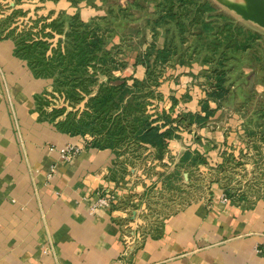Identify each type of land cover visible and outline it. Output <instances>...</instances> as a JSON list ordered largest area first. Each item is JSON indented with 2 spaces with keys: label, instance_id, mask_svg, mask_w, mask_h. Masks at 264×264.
Returning a JSON list of instances; mask_svg holds the SVG:
<instances>
[{
  "label": "crops",
  "instance_id": "1",
  "mask_svg": "<svg viewBox=\"0 0 264 264\" xmlns=\"http://www.w3.org/2000/svg\"><path fill=\"white\" fill-rule=\"evenodd\" d=\"M135 58L117 74L143 79ZM202 68L168 66L150 118L159 131L174 127L173 136L162 153L143 144L149 157L128 160L120 149L84 145L38 118L36 101L51 82L34 77L0 35V264H264V199L224 202L211 183L210 192L188 200L191 170L202 177L223 152L240 151L226 101L218 108L208 101L215 112L203 125L177 123L186 113L204 114L207 97L194 85ZM67 144L81 150L63 161L57 150ZM186 152L207 163L190 165ZM102 195L112 203L91 210Z\"/></svg>",
  "mask_w": 264,
  "mask_h": 264
},
{
  "label": "rangeland",
  "instance_id": "2",
  "mask_svg": "<svg viewBox=\"0 0 264 264\" xmlns=\"http://www.w3.org/2000/svg\"><path fill=\"white\" fill-rule=\"evenodd\" d=\"M51 1L55 0H0V35L3 38H9L13 41V36L9 34V31L14 26H18L17 30L34 25L39 28L51 19L58 18L61 13L67 15L77 13L80 20L84 22L90 21L91 29L96 28L98 23L101 24L102 31L98 28L97 31L99 34L105 33V48L109 53V58L115 59L123 67L118 68V70H112L115 67L111 63L107 65L96 64L94 66L95 69L88 67L89 73L95 74L94 77H89V74L83 76L86 80L92 81L91 83L87 82L88 85L92 84L88 87L89 95H85L82 91L76 90L81 95L74 94L70 100L62 93L53 91L52 79L46 78L51 82L50 89L48 91L46 90L36 101V115L38 118L55 125L61 132L72 136L79 135L84 139V145L99 148L112 141L126 155V159L131 160L137 158L139 160H146L149 157V153L145 154L142 151L143 147L128 144L126 132L121 133L123 132V130L121 131L123 124L115 116V114H119L117 112L118 107H123L126 103L120 104L119 106V101L114 102V105L111 104V110L105 112L102 109L92 106L88 102V99L96 95L98 91H104L110 86L105 74L119 76L117 73H121L129 65L134 56L136 57L139 53H144L152 45L153 48L162 47L165 34L164 30L160 28L155 32L153 31L154 33L152 34L149 28H147L145 33V22L140 18L134 20L138 16L136 15L138 12H133L132 9H126L128 7V0H109L111 3L108 4V7L113 6L114 9L110 13L112 20L108 17L105 19L108 12L107 5L101 6L99 9L96 8L97 10L94 9L96 4L100 5V0H82L77 5L71 4L68 0V2L66 0H60L57 4ZM152 5L153 2L151 3ZM16 10H19L20 14H13ZM221 10L226 15L234 16L244 27L261 32L262 39L260 43L264 47V29L251 22H245L231 10L228 11L224 8ZM119 13L124 15L126 22L122 20V17L118 16ZM168 27L170 32L175 33L172 24L168 25ZM33 28L35 29V27ZM116 28H124V31H126L119 35L114 34L112 30H116ZM49 30L47 27L46 31ZM186 35V43H178L176 55L169 62L164 64L158 63L156 65L155 72L149 79L150 85L152 86L151 91L149 88L143 89L141 87L128 90L130 95L136 98L140 97L137 101L142 102V104H139L137 101L132 103L131 106L134 107V110H138L137 113H132L133 110L131 107L126 108L125 116L121 118L124 119L125 117L127 121V124H124L127 126L126 131L137 126V120L139 118L152 115V110L154 109H152L151 105L159 98L157 87L164 78L167 79L168 66L172 67L175 64L184 66H191L193 63L200 64L203 68L195 76L196 80L194 81V85L206 97L208 96V92L211 90L214 81L211 66L208 62L215 64L217 57L213 53H207L203 57H201V54L195 53L192 48L194 46L201 47V45L192 40L189 33H186ZM57 39H60V36L56 35L48 42L55 44ZM175 39L178 41V37ZM226 46L228 45L224 47ZM244 59H247L246 55L243 56L242 54L238 57L236 63L232 65L229 62L226 66V69H228L226 85L230 88L228 96L225 99L226 102L224 103V106L229 109L228 112L230 113L229 117L226 116V122L230 123L227 126L228 131L232 133L229 136L231 138L234 137L236 140L234 142L233 139L230 142H234L240 148V151L237 154L234 152H226L230 156H224L222 154L223 166L221 167V164H218L215 167H208V169L204 170L202 177L199 175L196 176V171L191 170L192 173L190 172L189 174L193 175V182L188 186V200H192L201 191L210 192L211 185L209 186V184L211 183L215 185L213 187L214 190H216L217 185L223 190V194L227 191L234 198H237L238 195H243L245 202H252L258 198L264 199V140L259 134L253 137L249 136L250 133L249 135L247 134V131L252 130L248 124V120H251V115L264 104V59L260 60L254 66H251L249 61L245 63L243 61ZM150 64L152 65L151 69L154 70V63L150 62ZM108 71L110 73H107ZM119 94L121 95L122 91ZM117 100L116 98L115 101ZM209 101L215 102L212 99ZM57 123L60 125L57 126ZM63 123L64 128H68L70 125L72 131H76V134H70L63 130L61 126ZM263 130L259 129L257 131L262 133L261 131ZM238 132H241V139L237 138ZM110 137H114L112 138L114 140H111Z\"/></svg>",
  "mask_w": 264,
  "mask_h": 264
},
{
  "label": "trees",
  "instance_id": "3",
  "mask_svg": "<svg viewBox=\"0 0 264 264\" xmlns=\"http://www.w3.org/2000/svg\"><path fill=\"white\" fill-rule=\"evenodd\" d=\"M68 1L73 5H77L82 0ZM100 1L102 6L107 5L108 12L105 19L108 17L112 20L110 13L114 9L113 6L108 7V4L111 2L109 0ZM152 2L153 5L151 6ZM127 3L128 7L126 9L138 12L136 15L139 17L136 16L134 20L140 18L145 22V33L147 28H149L152 34L160 28L164 30L163 45L160 48H153V45L148 46L149 48L144 53H139L136 56L134 65L140 64L145 68L143 79L139 80L135 77L105 74L110 86L104 91H98L96 95L88 99V102L105 112L111 110V106L115 104L114 102L119 101V106L126 103L127 106L118 107L117 112L119 114L117 113L115 116L123 124V129H121L123 132L121 133L126 132L128 144L136 147L149 144L162 153L167 140L173 136L172 130H174V127L159 131L158 126L152 125L153 121L150 116H144L137 120V126L126 131L127 126L124 124H127V121L125 117L124 119L121 118L125 116L127 107H131L132 113L138 112L131 105L140 98L130 95L128 90L141 87L143 89L149 88L151 91L152 86L149 79L155 72L156 65L158 63L164 64L169 62L176 55L178 43H186V33H189L192 40L201 45V47L194 46L192 48L195 53L201 54V57L207 53H213L217 57L215 64L208 62L211 66L214 81L211 90L208 92L207 99L201 106L204 114L186 113L176 120L178 124L184 127H188L193 122L203 125L215 112V110L209 108L208 101L210 99L215 101L218 108L228 96L230 87L226 85L228 75L227 64L230 62L233 65L242 54L243 56L246 55L247 58L243 61L245 63L249 61L251 66L256 65L260 60L264 59V47L260 43L262 34L244 27L222 11H219L212 0H128ZM17 13L20 14V11L16 10L13 14ZM108 14L110 15L107 16ZM118 16L122 17V20L125 21L122 13H119ZM89 23L90 21L84 22L80 20L77 13L74 15L61 13L58 18L51 19L39 28L34 25L17 30L18 26H14L9 31V34L13 36L14 54L27 62L34 77L52 79L53 91L62 93L69 100L74 94L81 95L76 90L89 95L88 87L92 84L88 85L87 82L91 83L92 81L86 80L83 76L89 74V77H94L95 74L89 73L88 67L95 69L94 66L96 64L107 65L108 63L114 65L115 69L112 70H118V68L123 67L115 59L109 58V53L105 48V33L99 34L97 31L98 29L102 31L101 24L98 23L96 28L91 29ZM170 24L173 25L175 33L170 32L168 27ZM47 27L50 29L49 31H46ZM112 31L114 34L119 35L126 30L124 31V28H116V30ZM56 35L60 36V39H57L55 44L48 42ZM176 37H178V41L175 39ZM225 45L228 46L224 47ZM217 52L218 54H216ZM151 57L152 59H150ZM150 62L154 63V70L151 69L152 65ZM107 73H110V71ZM128 80L132 81L131 84L127 83ZM121 91L122 94L120 95ZM116 98L118 99L117 101H115ZM138 103L142 104V102ZM251 116L248 124L251 126L252 132L247 131V134L249 135L250 133L249 136L251 137L259 134L264 140V130L261 131L262 133L257 131L264 129V104ZM167 121L171 122L169 119ZM64 123L61 124L63 130L70 134H76V131H72L70 125L68 128H64ZM59 125L57 123V126ZM112 138L114 137H110L111 140H114ZM99 148L118 149V146L110 141ZM120 153L122 152L120 151ZM225 155L230 156L227 153ZM182 158L189 160L190 165L207 163L206 159L199 153L186 152ZM220 164L222 167L223 163L221 162ZM225 195L234 200L244 201L243 195H238L237 198H234L227 191Z\"/></svg>",
  "mask_w": 264,
  "mask_h": 264
},
{
  "label": "water",
  "instance_id": "4",
  "mask_svg": "<svg viewBox=\"0 0 264 264\" xmlns=\"http://www.w3.org/2000/svg\"><path fill=\"white\" fill-rule=\"evenodd\" d=\"M221 6L233 11L242 20L251 22L264 29V0H242V4L228 0H214Z\"/></svg>",
  "mask_w": 264,
  "mask_h": 264
},
{
  "label": "built area",
  "instance_id": "5",
  "mask_svg": "<svg viewBox=\"0 0 264 264\" xmlns=\"http://www.w3.org/2000/svg\"><path fill=\"white\" fill-rule=\"evenodd\" d=\"M50 150H53L54 147L50 146ZM81 150V147L74 144H67L62 148H59L57 151L59 153V157L63 161H70L77 153H79ZM53 172V168L50 169L49 174ZM112 196H99L97 200L94 202V204L91 207V210L96 209L99 206H109L112 202ZM222 201L226 202L228 200V197L225 194H222L221 197Z\"/></svg>",
  "mask_w": 264,
  "mask_h": 264
},
{
  "label": "bare ground",
  "instance_id": "6",
  "mask_svg": "<svg viewBox=\"0 0 264 264\" xmlns=\"http://www.w3.org/2000/svg\"><path fill=\"white\" fill-rule=\"evenodd\" d=\"M228 1L238 3V4H242V0H228Z\"/></svg>",
  "mask_w": 264,
  "mask_h": 264
}]
</instances>
